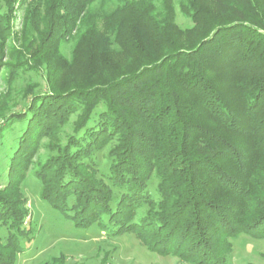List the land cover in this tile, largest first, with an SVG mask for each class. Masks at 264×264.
Instances as JSON below:
<instances>
[{
	"label": "trees",
	"instance_id": "16d2710c",
	"mask_svg": "<svg viewBox=\"0 0 264 264\" xmlns=\"http://www.w3.org/2000/svg\"><path fill=\"white\" fill-rule=\"evenodd\" d=\"M177 1L199 41L176 27L172 0H19L16 58L43 67L47 90L0 125V137L19 125L0 173V264L14 263L29 233L20 183L37 141L74 112L66 145L31 173L76 228L134 233L190 264H227L229 239L264 238V2ZM9 31L0 13V67ZM118 58L132 67L123 73ZM107 146L103 172L94 156Z\"/></svg>",
	"mask_w": 264,
	"mask_h": 264
},
{
	"label": "rangeland",
	"instance_id": "374dc122",
	"mask_svg": "<svg viewBox=\"0 0 264 264\" xmlns=\"http://www.w3.org/2000/svg\"><path fill=\"white\" fill-rule=\"evenodd\" d=\"M260 1L264 2V0ZM155 2L158 5L159 0ZM114 5H116V0H112L109 8H113ZM172 5L176 27L181 31H186L185 37L189 40L199 41L201 30L181 14L177 0H172ZM25 8L26 5L20 3L19 0L15 1L12 7H5L4 3L0 7V13L7 17L10 28L6 35L0 67V125L10 114L23 112L33 93H43L47 90L43 67L38 70L31 61L21 66L16 58L20 48ZM72 45L73 41H69L60 47L62 56L67 60L70 58ZM118 61L123 64V73L126 72L124 67H132L125 66L124 59L118 58ZM68 76L62 77L61 84L70 79ZM108 76L101 75L100 81L109 79ZM81 115V112L72 113L65 125L53 136H41L37 141L33 158L27 165L28 172L20 183V192L26 200L29 213L25 221V227L29 233L22 239L23 251L16 255L13 264H190L183 262L175 255H162L148 250L134 233L108 236L95 226L88 229L76 228L71 221L65 220L40 199L41 184L31 172L55 154L50 146L66 145ZM11 128H7L0 137L1 174L6 172L19 125L12 124ZM108 150L109 146L94 156L98 168L103 172L108 167ZM149 182V190L155 195L157 181L151 178ZM4 183L2 179L0 188ZM0 234L6 236V230H1ZM228 243L230 250L226 258L227 264H264V238L239 234L229 239Z\"/></svg>",
	"mask_w": 264,
	"mask_h": 264
}]
</instances>
